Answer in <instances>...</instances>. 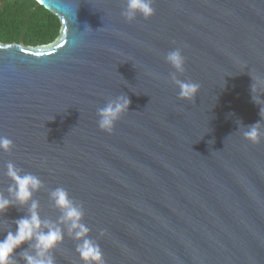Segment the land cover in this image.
Segmentation results:
<instances>
[{"label": "water", "instance_id": "1", "mask_svg": "<svg viewBox=\"0 0 264 264\" xmlns=\"http://www.w3.org/2000/svg\"><path fill=\"white\" fill-rule=\"evenodd\" d=\"M36 1L61 29L45 45L0 42V135L13 141L0 192L11 161L41 179L32 199L56 222L49 193L65 188L105 264H264V139L236 123L264 107V0H153L155 13L131 22L124 0ZM177 47L178 77L200 84L193 100L169 79L164 56ZM120 94L128 111L106 133L96 110ZM30 203L0 214V239ZM60 227L56 264H83Z\"/></svg>", "mask_w": 264, "mask_h": 264}, {"label": "clouds", "instance_id": "2", "mask_svg": "<svg viewBox=\"0 0 264 264\" xmlns=\"http://www.w3.org/2000/svg\"><path fill=\"white\" fill-rule=\"evenodd\" d=\"M152 5L153 0H124L120 15L126 22L135 20L138 15L148 19L155 13ZM164 60L175 70L169 73V79L178 89V98L193 100L200 84L178 77L177 73H183L185 70V57L181 49L177 47L168 51ZM252 100L261 105L260 98L253 95ZM129 104V97L126 94H120L109 99L103 107L97 108L98 128L106 133H111L116 121L124 112L128 111ZM262 113H264V107L261 105L259 111L261 119L264 118ZM261 119L250 125H243L242 121L236 120L242 136L253 144H258L264 139V126L261 125ZM12 147L13 141L5 135H0V152H9ZM4 167L6 169L4 175L12 183L7 188L9 196L0 192V214H3L9 206L14 204L22 206L30 200L31 203L28 214L14 221L15 231H7L3 239H0V264H16L13 259L14 250L25 242H32L29 244L32 253L28 250L20 253L25 264H56L52 252L64 239L65 232L60 227L61 224L65 225L68 235L77 242L75 251L83 264H105L99 244L89 236L91 230L82 222L84 216L82 205L76 203L65 188L56 187L49 193L54 207L61 213L58 220L53 222L41 219L37 211L39 202L32 199L33 193L42 187L41 179L30 172L22 174V169L11 161H8ZM104 231L101 229L100 234L103 235Z\"/></svg>", "mask_w": 264, "mask_h": 264}, {"label": "trees", "instance_id": "3", "mask_svg": "<svg viewBox=\"0 0 264 264\" xmlns=\"http://www.w3.org/2000/svg\"><path fill=\"white\" fill-rule=\"evenodd\" d=\"M58 16L36 0H0V42L40 46L59 35Z\"/></svg>", "mask_w": 264, "mask_h": 264}]
</instances>
